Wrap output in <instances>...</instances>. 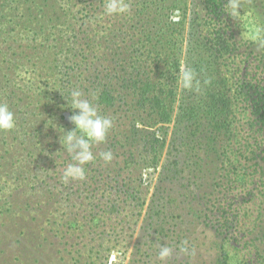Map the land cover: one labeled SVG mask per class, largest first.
<instances>
[{
    "label": "trees",
    "instance_id": "1",
    "mask_svg": "<svg viewBox=\"0 0 264 264\" xmlns=\"http://www.w3.org/2000/svg\"><path fill=\"white\" fill-rule=\"evenodd\" d=\"M127 2L128 16L103 17V0H0V102L17 122L0 133L5 264H61L31 241H93L129 211L137 224L149 172L133 263L234 264L246 252L264 264V45L240 39L227 0ZM242 11L264 27V0H242ZM181 66L199 92L178 88ZM73 88L114 127L86 179L65 184L59 136L74 127L63 98ZM109 150L105 164L98 154ZM237 189L259 197L246 251L233 239ZM90 253L73 261L103 264Z\"/></svg>",
    "mask_w": 264,
    "mask_h": 264
},
{
    "label": "clouds",
    "instance_id": "2",
    "mask_svg": "<svg viewBox=\"0 0 264 264\" xmlns=\"http://www.w3.org/2000/svg\"><path fill=\"white\" fill-rule=\"evenodd\" d=\"M130 11L127 0H103V17H125L130 14ZM225 12L233 20L241 22L240 39L243 42L264 45V27L256 22L251 11H242V0H227ZM21 75L23 76L24 73ZM205 83L208 81L206 80ZM177 86L183 91L199 92L201 89L195 70L183 66L178 73ZM63 98H66L67 107L73 111L70 122L74 126L67 132L62 128L63 134L59 136V143L71 157V162L61 170L60 179L67 184L86 179V167L97 162V155L94 154L93 148L106 143L114 122L110 117L101 115L97 107L84 96L79 88H73ZM16 127L15 113L6 102H0V133L12 132ZM98 155L105 164L113 159L110 150L102 151ZM171 255L172 249L162 246L158 259L166 262Z\"/></svg>",
    "mask_w": 264,
    "mask_h": 264
},
{
    "label": "rangeland",
    "instance_id": "3",
    "mask_svg": "<svg viewBox=\"0 0 264 264\" xmlns=\"http://www.w3.org/2000/svg\"><path fill=\"white\" fill-rule=\"evenodd\" d=\"M190 1V0H189ZM178 12H176L177 14ZM175 20L178 18L175 17ZM157 177V172L152 173H145L144 178L147 181V184L150 186L148 192L142 195L145 199V204L142 206V212L139 220L137 221V224H135L136 217H133L135 212L129 211V206L126 205L128 211H129V217L124 218L123 222L115 221V230H107L106 236L95 237L93 241H31L32 245L41 244V248H39L40 251L50 253L49 257L50 260L60 259L61 264H75L73 261V258L76 257V261H80L82 257L88 255L85 254V252L88 250V248L93 250V253L91 254L92 260L102 262L103 264H138L132 262V250L136 243L137 233L141 224V220L143 217V214L146 210V204L148 203L149 196L152 192V187L154 185V182ZM5 179V178H3ZM259 186L257 190H252L251 194H257L259 190ZM257 192V193H256ZM239 189L235 191V194L239 196V199L242 202L241 210L236 211L238 216L239 223L236 224L235 228H237V231L233 232V239L236 240L238 244H236L238 247H242L241 243L246 241V235L248 234V231L251 229L252 221L256 217V211L258 209V202L259 197L256 195L255 197H251L248 195L247 197L244 196L246 192L239 193ZM247 195V194H246ZM40 200L43 199L41 196L39 198ZM250 199L252 201H250ZM235 207V205H234ZM232 206L231 208L234 209ZM123 214H125V211L122 210ZM123 217V216H122ZM6 221V220H5ZM4 219L0 216V233H4L6 231V227L4 226L5 223ZM3 224V225H2ZM204 235V234H203ZM206 236H209L208 234ZM99 238V239H98ZM248 238V237H247ZM208 241V240H206ZM28 241H20L21 245L23 243H26ZM6 241H0V264H5V261L3 258L7 257L9 254H7L8 248H5ZM68 243L75 244L76 246L73 248H69ZM88 244V247H85V245ZM234 245V244H232ZM250 243L248 245H243L242 248H245L244 251H246V247H249ZM240 247V248H241ZM230 249H232L230 247ZM232 251V250H231ZM239 260L236 259L234 264H243L249 262L251 263V257L246 252L240 253ZM15 255H12L13 257ZM8 259V258H7ZM6 259V260H7ZM11 262L14 263V261L11 259ZM47 262V261H46ZM9 263V262H8ZM9 263V264H13ZM46 264H49L48 262ZM140 264V263H139Z\"/></svg>",
    "mask_w": 264,
    "mask_h": 264
}]
</instances>
